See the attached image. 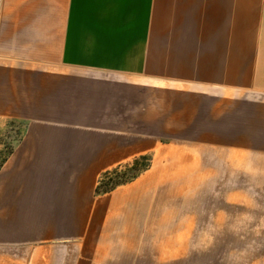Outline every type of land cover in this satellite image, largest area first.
<instances>
[{
	"label": "crops",
	"instance_id": "crops-1",
	"mask_svg": "<svg viewBox=\"0 0 264 264\" xmlns=\"http://www.w3.org/2000/svg\"><path fill=\"white\" fill-rule=\"evenodd\" d=\"M155 78L221 94L200 102L213 120L196 139L264 141V0H0V117L26 126L0 167V246L20 264H187L163 228L172 187L95 191L110 158L153 148L136 126ZM148 221L167 247L144 240Z\"/></svg>",
	"mask_w": 264,
	"mask_h": 264
},
{
	"label": "rangeland",
	"instance_id": "rangeland-1",
	"mask_svg": "<svg viewBox=\"0 0 264 264\" xmlns=\"http://www.w3.org/2000/svg\"><path fill=\"white\" fill-rule=\"evenodd\" d=\"M150 84L147 104L152 106L153 122L136 126L138 137L153 135V148L145 154L148 160L132 167L133 159L139 156L110 158L120 160V166L107 169L110 175L103 179L100 190L110 191L150 176V180L159 183V196L166 186L178 194H174L176 214L172 204L162 210L174 212L170 215L173 219L165 221L163 228H170L171 235L173 229H180V237L171 236L169 244L176 239L174 243L182 245L181 250L186 248L187 264H264V141L198 140L211 132L208 123H201L213 120L209 114L202 115L200 102L209 105L221 94L195 91L183 86L185 83L156 78ZM143 110H138L139 116ZM25 127L21 120L0 117V167ZM194 160L199 161L200 178L197 172L193 178L194 173L176 171L177 163L193 167ZM144 164L149 165L137 172ZM107 171L101 172L98 180ZM157 225L148 221L144 240L166 246L168 237L156 236L157 233L151 236L152 229L159 228ZM0 247V253L5 255L1 263L6 264L8 259V264H20L16 245ZM156 262L144 264H182L172 259Z\"/></svg>",
	"mask_w": 264,
	"mask_h": 264
},
{
	"label": "trees",
	"instance_id": "trees-1",
	"mask_svg": "<svg viewBox=\"0 0 264 264\" xmlns=\"http://www.w3.org/2000/svg\"><path fill=\"white\" fill-rule=\"evenodd\" d=\"M148 160V156H146V155H141V156H139V157H137V158H135V159H133V161H132V167H134V166H137L138 164H139V162L140 161H147ZM148 165L149 164H144L142 167H138L137 168V172H140L141 170H145L147 167H148ZM136 168V167H135ZM109 175H110V173H109V171H107V172H105L104 174H103V176H102V180L100 179L99 180V183H98V185L96 186V189H95V191L97 192V193H99V192H106L107 190H100V184H101V182L103 181V179H105V178H108L109 177ZM119 183V182H118ZM124 183V182H123ZM123 183H121V184H123Z\"/></svg>",
	"mask_w": 264,
	"mask_h": 264
}]
</instances>
